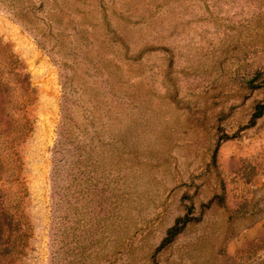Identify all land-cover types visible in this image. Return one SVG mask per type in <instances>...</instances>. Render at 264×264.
<instances>
[{"label":"rangeland","instance_id":"374dc122","mask_svg":"<svg viewBox=\"0 0 264 264\" xmlns=\"http://www.w3.org/2000/svg\"><path fill=\"white\" fill-rule=\"evenodd\" d=\"M9 50L0 264H264V0H0Z\"/></svg>","mask_w":264,"mask_h":264},{"label":"trees","instance_id":"16d2710c","mask_svg":"<svg viewBox=\"0 0 264 264\" xmlns=\"http://www.w3.org/2000/svg\"><path fill=\"white\" fill-rule=\"evenodd\" d=\"M3 59L5 65L0 67V93L9 92V93H20V99L18 105L22 106V100L27 101L29 87L27 85L28 78L26 77V73L24 71L25 67L22 65L20 59L14 54L12 50L3 52ZM22 89L23 98H22ZM20 108V107H19ZM264 111V104H261L258 107V112L254 115L255 118L261 116ZM5 115V116H4ZM5 117V119H4ZM68 120L66 115L62 116V120L60 122V128L58 133V139L54 145L53 149V166L51 171V181L53 194L55 195L57 182L61 180L62 176V166L68 164L70 154H69V128H68ZM2 124V125H1ZM14 124L9 119L8 115L5 112V107L3 102H0V142H7L8 137L13 132ZM24 134V131L18 129L16 131V135L12 137V141L21 138ZM0 154V180L3 172V161L1 159ZM61 172V173H60ZM54 213L57 208L56 198L54 197ZM18 208V207H17ZM22 246V213L9 205L7 200H5V196L2 193L1 185H0V259L7 258L14 255L19 254L16 248L17 246Z\"/></svg>","mask_w":264,"mask_h":264}]
</instances>
